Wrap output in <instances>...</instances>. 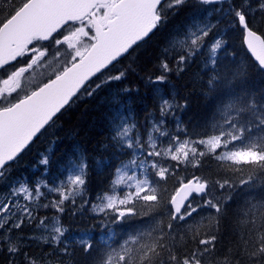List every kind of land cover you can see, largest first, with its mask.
Segmentation results:
<instances>
[{
	"label": "snow or ice",
	"instance_id": "6c2138e0",
	"mask_svg": "<svg viewBox=\"0 0 264 264\" xmlns=\"http://www.w3.org/2000/svg\"><path fill=\"white\" fill-rule=\"evenodd\" d=\"M200 2L221 5L217 11L222 12L224 18L231 17L233 27L242 29L248 49L264 70V37L250 27L251 14L257 11L264 14V0H258L256 8L250 0H240L238 4L233 0ZM6 3L9 5L7 15L0 19V179L10 170V162L18 159L46 125L54 123V117L70 105L81 89L91 95L85 88L90 77L130 54L133 46L139 47V42L166 22L167 10L184 4L185 0H6ZM225 3L227 8L223 6ZM215 27L194 25L182 39L173 43V50L179 44L180 54L176 57L179 71L202 52ZM41 42H48V46ZM222 44V40L215 39L209 47L205 67L214 73L207 81L209 91L231 83L217 68L216 53ZM168 51L164 50L165 55ZM53 64L55 67L50 73H41L44 79H34L37 69ZM160 67L164 73L171 70L166 60ZM124 75L122 71L108 79L119 80ZM241 75L238 70L231 73V78L236 80ZM25 80L33 86L25 87ZM165 80L163 74L155 77V81L149 78L150 83ZM224 95L227 99L220 101L219 119L212 125L213 134L198 140L172 136L167 146H162L154 133L169 135L161 131L163 120L152 124L146 140L136 123L121 119L115 125L112 139L122 151L131 154V159L122 161L115 169L109 190L97 198L99 203L93 204V211L104 213L109 223L116 224L151 213L159 214L158 210L164 208L168 210L169 221L165 224L152 216L148 227L128 233L119 242L114 241L113 236L102 239V251L95 264H205L206 259L210 264L217 241V236L211 232L219 230L218 217L223 216L224 204L231 199V196L215 197L213 193L217 189L229 193L237 188L249 190L258 182L264 183V95L257 97L235 89ZM177 107L181 105L174 100L162 99L161 115ZM177 127H180L179 122ZM195 145L204 146L205 151H198ZM205 156L220 162L217 173L220 178L193 176L187 182L181 178L179 187L171 193L161 186V181L175 174L166 166L169 159L178 165L191 163L196 168ZM40 163L48 165L49 160L44 157ZM87 167L81 158V162L68 169L69 174L54 186L40 181L31 187L27 182L11 187L6 196L0 197V246H6L13 256L20 252L19 239L14 240L11 233L36 219V207H52L64 213L65 202L75 205V198L83 196ZM42 187L59 198L35 205L34 202L45 195ZM197 199L202 202L194 204ZM206 208L214 210L216 216L187 224L194 214ZM239 216L238 223L245 230L241 235V254L252 264H264V200L246 201ZM174 222L185 223L182 233L176 230ZM37 227L50 229L49 236L41 239L47 243L50 237V242L57 245L63 242L67 231L58 216L52 218L51 223L47 217L40 218ZM188 241L197 247L181 254L182 246ZM75 243L86 255L95 247L88 233ZM62 251L68 254L67 244ZM228 251L217 264H239L231 249ZM25 258L27 264H37L26 254Z\"/></svg>",
	"mask_w": 264,
	"mask_h": 264
},
{
	"label": "trees",
	"instance_id": "16d2710c",
	"mask_svg": "<svg viewBox=\"0 0 264 264\" xmlns=\"http://www.w3.org/2000/svg\"><path fill=\"white\" fill-rule=\"evenodd\" d=\"M0 3V9H4L0 11V19H3L9 5L2 0ZM255 3L258 4V0ZM191 10L184 7L175 14L167 15L166 22L144 41L139 42V47L133 46L130 54L124 55L96 75L85 86L91 95L82 89L70 105L57 114L54 123L41 130L18 159L10 163V170L0 179V194L8 190L14 179L21 177L41 176L45 181L51 182L55 174L59 173L60 166L78 164L81 158L88 167L82 198L77 196L75 205L70 201L65 202V212L59 213L62 224L67 229L63 242L59 245L44 242L35 236L39 231L38 223H27L11 233L14 240L19 239L20 252L13 256L8 253L6 246H0V264H27L25 254L35 259L37 264H95L102 251V237L108 231L112 232L113 240L119 242L128 233L148 227L152 223V216L156 220H163L165 224L169 221L168 210L164 208L158 210L159 214L151 213L149 216L116 224L109 223V218L104 213L90 212L97 198L109 190L115 169L129 158V153L122 151L119 144L112 139L115 125L127 114L140 125L159 113L156 92L158 87H168L174 93L175 103L181 105L179 120L183 132L190 138H203L213 134L212 125L219 119L218 106L221 99H227L224 93L230 89L248 91L257 97L264 95V70L245 50L242 42L243 31L238 26L234 27L235 31L231 28L224 31L222 38L227 39L228 52L217 56V68L221 74L228 76L231 83L222 84L219 90L209 91L207 81L214 73L204 66L202 55L199 58L194 56L186 62L182 71L177 69L176 57L180 54L179 50L170 48V55L167 57L162 48L166 47V40L171 37L173 26L181 24ZM250 21V27L264 37V14L257 11L250 15ZM164 60L171 69L167 73L160 67ZM238 70L242 73L241 77L232 80L231 73ZM122 71L125 75L121 79H108ZM162 74L166 76L164 82H149L150 77L154 81L153 78ZM43 156L48 158V165L41 164V167H37L38 158ZM219 164L213 157L205 156L200 166L195 168L193 176L220 178L217 176L220 172ZM174 173L167 181H161V186L168 193L179 186V179L189 180L185 174ZM213 195L220 198L231 196L224 204L223 216L218 217L219 230L211 232L217 236L213 255L223 258L231 249L239 264H252L240 251L243 244L241 235L245 230L238 223L239 213L245 209L246 201L264 200V183L258 182L254 189L237 188L230 193L217 189ZM42 214L44 215L42 208L35 211V215ZM210 216H216L212 209L204 214L205 218ZM204 223L207 225V219ZM82 233L90 234L93 239L95 247L90 255H86L79 244L75 243ZM65 244L68 245V254L62 251Z\"/></svg>",
	"mask_w": 264,
	"mask_h": 264
},
{
	"label": "rangeland",
	"instance_id": "374dc122",
	"mask_svg": "<svg viewBox=\"0 0 264 264\" xmlns=\"http://www.w3.org/2000/svg\"><path fill=\"white\" fill-rule=\"evenodd\" d=\"M5 1L4 4L6 3V0H2ZM200 0H185V3L182 5H177L172 9L167 10L166 15H172L175 14L177 11H179L180 9L186 7L191 8V13L188 15V17L186 19H184L181 24H175L173 26V31H172V35L171 37H169L166 41V47L162 48L163 52L165 49H168V54L167 57L170 55V48H172V45L174 42H178L180 39L183 38L184 34L190 29L193 28L194 25H206V24H212V25H216V27L214 28L213 32L210 34V36L207 38V42H206V46L203 48L202 52L198 53L197 55H195L196 58H199L201 55L203 56V64L204 66L207 63V58L209 56V47L211 45V43L215 40V39H220L223 41V44L221 46L220 49L217 50L216 53V58L219 54L224 55L225 53L228 52V47L226 45L227 39H223L222 38V34L224 33L225 30L231 28L233 29V31H235L234 27L231 25V17H227L224 18V14L220 11H217V9H219L221 7L220 4H215V5H206V4H202L201 2H199ZM235 3H240V0L234 1ZM250 3L252 4L253 8L257 7V4L255 3V0H250ZM1 6V3H0ZM224 8H227V4L225 3ZM7 7V6H6ZM161 27V26H160ZM176 32V33H175ZM64 34H67L66 32ZM57 38H61V37H57ZM42 43V42H41ZM44 44V43H42ZM44 46H48V42L45 43ZM176 50H179V44L177 43L176 45ZM19 66V65H18ZM208 66H211L210 64ZM53 67H55V64L52 65V67H41L39 69L36 70L34 79L39 81L44 79V77L41 76V73H44L45 75H47V73H50L53 69ZM14 70V69H13ZM28 76V74H26V77ZM153 80L155 81V78H153ZM164 82V81H163ZM24 86L27 88H31L33 85L29 84V82L27 80H25L23 82ZM162 90V91H161ZM167 91V92H166ZM157 92V102L159 105V113H157L156 115H153L151 117H149L146 121L140 123V125L137 124V122L133 119V117L130 114L124 115L122 117V119H127L129 123H136L137 124V128L140 131V133L143 135V138L146 140L147 139V130L151 129V126L154 122L159 123V121L163 120V126L161 127V131L168 133L169 135L167 136H160L159 133H154V135L157 137V141L158 143H160L162 146H167L170 137L172 136H179L181 140L183 139H190V140H198L201 138H190L188 135L184 134L183 132V126L179 120V113L181 111V107H177L175 109H173L171 112L167 113L166 115L162 116L161 112H160V105H161V100L162 99H168L170 101L174 100V93L172 92V90H170V88L162 86V87H158L156 89ZM159 95V96H158ZM175 101V100H174ZM83 115H80V119H82ZM150 121V122H149ZM179 122L180 127H177V123ZM205 138V137H203ZM198 149V151H205L204 146L202 145H195ZM44 158V156L42 158H38V166L37 167H41V163L40 161ZM129 159H131V154L129 153V158L124 160V162H127ZM121 165V164H120ZM120 165L118 167H120ZM74 165H67V166H60L59 168V173L55 174V178H53L51 180V182H47L50 186H54L55 184H58L60 180H63L69 173H68V169L73 168ZM166 166H170L171 169L173 170V172H180V174H185L187 176V179H190L193 177V173L195 168L191 166V163L188 164H179L176 161H172V160H168L167 161V165ZM14 179V178H13ZM114 179V178H113ZM40 181H45L43 179V177L41 176H32V177H21L18 179H14L12 184L9 186L8 190L4 193L0 194V197L6 196L9 192L11 187L13 186H18L19 182H27L29 184V186H33L35 185L37 182ZM110 188V187H109ZM41 191L45 194L44 196H42L38 201H35V205H42V204H48L49 201L53 200V199H58L59 197L57 196V194L55 193H51L49 194L46 188H41ZM207 197H205L206 199ZM202 201H200L199 199L194 201L195 203H200ZM21 203H24V201L21 199ZM99 203V201L97 200L94 204ZM93 206V204H92ZM90 208V212L94 213V214H99L98 212H94L93 208ZM44 209V215H34L36 216V219L33 221H36V223H39V219L40 218H44L47 217L49 218V223H51L52 218L54 217H59L60 222L62 224L61 221V215L55 211L54 208L49 207V208H43V207H36L37 209ZM208 211V209H203V210H199L197 214H194L193 219L188 220L187 224L191 225L193 223V220L195 221H199L202 217H204V214ZM32 221V222H33ZM27 224V222L25 223ZM63 225V224H62ZM64 226V225H63ZM174 227L176 228L177 231L179 232H183L186 225L184 222H174ZM65 228V226H64ZM66 229V228H65ZM49 231L44 230L43 228H39L38 234H36L35 236L39 239H41V237H45V236H49ZM85 233H82L79 235V238ZM109 236H112V232L108 231L106 233L105 236L102 237V239H107ZM78 238V240H79ZM203 238V236L201 237ZM49 243L50 242V237H49ZM54 244V243H53ZM197 247V245L192 242V241H188L186 243L185 246H182L181 248V254H184L185 250L187 252H191V250L193 248ZM220 259V257H217L215 255L212 254L211 259H210V264H217V260ZM205 264H209V260H205Z\"/></svg>",
	"mask_w": 264,
	"mask_h": 264
},
{
	"label": "water",
	"instance_id": "95a60500",
	"mask_svg": "<svg viewBox=\"0 0 264 264\" xmlns=\"http://www.w3.org/2000/svg\"><path fill=\"white\" fill-rule=\"evenodd\" d=\"M258 34V33H257ZM150 35V34H149ZM244 35H245V33L243 32V34H242V42H243V46H244V48H245V50L247 51V53L251 56V58L253 59V61L259 66V62L256 60V58H255V56L252 54V52L248 49V47H247V44H246V42H245V40H244ZM259 35V34H258ZM260 67V66H259ZM102 71V70H101ZM98 73H96L94 76H96ZM94 76H92V77H90L89 78V80L88 81H86L85 82V85L94 77ZM78 94V93H77ZM67 106V105H66ZM65 106V107H66ZM47 126V125H46ZM38 135V134H37ZM35 138V137H34ZM33 138V139H34ZM190 179H192V178H190Z\"/></svg>",
	"mask_w": 264,
	"mask_h": 264
},
{
	"label": "bare ground",
	"instance_id": "6f19581e",
	"mask_svg": "<svg viewBox=\"0 0 264 264\" xmlns=\"http://www.w3.org/2000/svg\"><path fill=\"white\" fill-rule=\"evenodd\" d=\"M175 33H176V32H175ZM257 33H258L259 35H261L259 32H257ZM261 36H262V35H261ZM166 42H167V41H166ZM173 53H174V52H173ZM176 53H177V52H176ZM164 56H165V55H164ZM115 62H117V61H115ZM115 62H113L112 64H114ZM112 64H111V65H112ZM111 65H109V66H111ZM109 66H108V67H109ZM171 66H172V65H171ZM108 67H107V68H108ZM104 70H105V69H103L102 71H104ZM102 71H101V72H102ZM101 72H99V73H101ZM99 73H98V74H99ZM191 73H192V72H191ZM98 74H97V75H98ZM190 76H191V75H190ZM259 76H260V75H259ZM257 84H258V83H257ZM144 89H145V88H144ZM252 89H253V88H252ZM161 91H162V90H161ZM116 92H117V91H116ZM166 92H167V91H166ZM125 96H126V95H125ZM158 96H159V95H158ZM115 98H116V97H115ZM201 99H202V98H201ZM114 101H115V100H114ZM118 102H119V101H118ZM119 105H120V104H119ZM114 106H115V105H114ZM117 107H118V106H117ZM136 108H137V107H136ZM54 118H55V117H54ZM149 122H150V121H149ZM109 126H110V125H109ZM113 130H114V129H113ZM108 133H109V132H108ZM112 134H113V133H112ZM106 142H107V140H106ZM106 146H107V145H106ZM102 150H103V149H102ZM98 151H99V150H98ZM112 151H113V150H112ZM98 153H99V152H98ZM102 154H103V153H102ZM99 155H100V154H99ZM87 162H88V161H87ZM185 182H187V180H186ZM178 187H179V186H178Z\"/></svg>",
	"mask_w": 264,
	"mask_h": 264
}]
</instances>
